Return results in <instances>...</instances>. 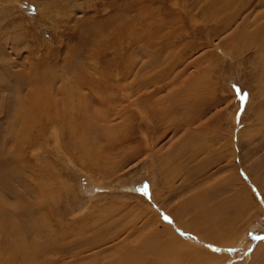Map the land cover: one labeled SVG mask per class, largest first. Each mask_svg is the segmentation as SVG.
Instances as JSON below:
<instances>
[{"label": "rangeland", "instance_id": "374dc122", "mask_svg": "<svg viewBox=\"0 0 264 264\" xmlns=\"http://www.w3.org/2000/svg\"><path fill=\"white\" fill-rule=\"evenodd\" d=\"M263 2L0 0L4 212L84 232L42 261L264 264ZM30 89L69 102L15 121Z\"/></svg>", "mask_w": 264, "mask_h": 264}, {"label": "bare ground", "instance_id": "6f19581e", "mask_svg": "<svg viewBox=\"0 0 264 264\" xmlns=\"http://www.w3.org/2000/svg\"><path fill=\"white\" fill-rule=\"evenodd\" d=\"M261 1H264V0H261ZM262 29L263 30H260L261 33H263L262 31H264V22H263V25H262ZM263 36H264V33H263ZM260 43H261L260 49L264 51V38H263V42L261 41ZM29 79L33 82V84H35V83L37 84L38 81L44 82L45 84H51V81L55 80L53 75H52V73L49 72V71H45V70L39 71L38 74L35 73L34 75H31ZM34 79L37 80V81H35ZM49 87H51V86H47V91H49V93H50ZM19 89H20V87H19ZM37 91H39V92H37ZM37 91H35V90L32 91V89L29 90L30 93L27 95L28 99H26L27 100V104L21 98V100L19 101V105H18L20 108L16 112L15 121H18V120H21V119H26V118H29V117H35V116L47 117L48 121H49V119L56 118L58 116V114H60L61 111H64L65 106L67 104L66 102H69V101H67L68 100L67 93H66V95L64 97V95L61 94V91H59L62 96H61V99H60L61 101H58V100H53V98L51 100L50 96H49V93L47 91H46L47 92L46 94H45V92H41L40 90H37ZM66 92H67V90H66ZM19 96H20V94H19ZM17 100H19V99H17ZM52 107H55L54 110L53 109L51 110ZM59 108H60V110H59ZM26 132H25V129L23 131H20V133H26ZM233 133H234V130H233ZM13 136H14V134H13ZM241 138L242 137H240V135H239L238 143L240 142ZM17 139H16V141H17ZM6 147H7V145H6ZM81 148L83 149V146H81ZM84 150H86V147L84 148ZM35 179H37V178H35ZM42 179H44V178H42ZM241 179H239L240 182L243 181ZM242 186H244V185H242ZM40 189L41 188H40V184H39V185L36 186L35 191H37V190L39 191ZM2 193H3V188H2V190L0 188V264H47L46 262L42 261V259H40V257H42L44 253H45V255L49 254L51 251H53V248L58 246V244L60 242L70 245L71 248L72 247L79 248L82 245H84L83 244L84 243V240H83L84 232L83 231H81L82 233H80V235H78V232H77L75 234V236H74L76 238H72L71 234H67V232H64V231L63 232H54V230H52V229H47V228L41 229L40 226L37 225V223H39V222H37L34 225V221L32 222L33 227L31 228V230H32L31 232L32 233L30 232V234L27 233L28 231L25 232L24 229H21L20 226L17 223L14 224V227L11 226V224L15 220H12L11 216H7L5 214V212H4L5 207H4V200L2 198ZM18 205L19 206L20 205L24 206V202L21 200L20 202H18ZM41 208H43V207L40 206L39 210L37 208L33 209V213L30 216V217H32V220H34V216H36L35 212L38 213V211H41ZM33 214H35V215H33ZM172 216H174V215H172ZM47 217H48V215H47ZM39 218H41V217L39 216ZM173 219H174V217H173ZM46 221H49V220H46ZM175 222L176 221H174V224H176ZM47 224H49V223L47 222ZM174 224H173V226H174ZM179 225H180V223H179ZM172 227L170 225H165L164 226L165 229H163L165 231L162 233L161 232L162 230H158V231L161 232V234L158 233V231H157L156 236L158 238H161V236H162V238H163L165 233L168 234L170 232L172 234L174 232V229H173L174 227L173 228ZM181 228L185 229V231L187 230L183 225L181 226ZM155 233H156V231H155ZM173 236H174L172 238L173 240H171L169 237H167V239L170 240V243H169L170 245H173L175 242L182 240L179 237V235L176 234L175 232L173 233ZM228 236H229V233H228ZM85 237H86V235H85ZM209 238L210 237H207V236L205 237L204 236V240L206 242H208L210 245H213V244L214 245L215 244L218 245V244H220V243L217 244V242H214V241H209ZM29 239H31V242H30L31 245L30 246L27 245V240H29ZM66 239H68V240L65 241ZM69 239H71V240H69ZM92 239L93 240H92L91 243H93V244L94 243L96 244V243H98L100 241V239H98L96 235H92ZM102 239H104V237ZM93 244H90V245H93ZM187 245H188V243H187ZM189 246H190V244H189ZM195 248H198V247H195ZM155 252H157V249L155 250ZM199 252H201V251H199ZM122 254H127V253L125 251ZM186 256H187V254H186ZM196 257H198V256L196 255ZM131 259H133V258H131ZM45 261H47V260H45Z\"/></svg>", "mask_w": 264, "mask_h": 264}, {"label": "snow or ice", "instance_id": "6c2138e0", "mask_svg": "<svg viewBox=\"0 0 264 264\" xmlns=\"http://www.w3.org/2000/svg\"><path fill=\"white\" fill-rule=\"evenodd\" d=\"M166 219H167V217H166Z\"/></svg>", "mask_w": 264, "mask_h": 264}]
</instances>
